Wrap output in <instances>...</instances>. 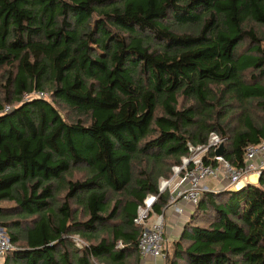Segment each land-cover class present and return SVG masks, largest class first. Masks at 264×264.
I'll use <instances>...</instances> for the list:
<instances>
[{"label":"trees","instance_id":"obj_1","mask_svg":"<svg viewBox=\"0 0 264 264\" xmlns=\"http://www.w3.org/2000/svg\"><path fill=\"white\" fill-rule=\"evenodd\" d=\"M253 24L264 28V0H0L5 264H140L138 208L189 144L218 133L241 167L264 141ZM34 91L50 98L23 100ZM76 169L87 177L72 181ZM165 260L264 264V169L256 185L204 193Z\"/></svg>","mask_w":264,"mask_h":264},{"label":"built area","instance_id":"obj_2","mask_svg":"<svg viewBox=\"0 0 264 264\" xmlns=\"http://www.w3.org/2000/svg\"><path fill=\"white\" fill-rule=\"evenodd\" d=\"M33 98L47 99L46 92L34 91L24 96V101ZM12 107H7L5 112H10ZM225 139L218 133H211L205 145H188V155L182 158L180 165L173 168V175L169 179H162L157 195H149L138 208L135 223L143 227L139 239V253L142 260H165L168 241L166 238V224L163 216L154 214V206L161 195L170 194L168 207L174 208L181 214L183 211L177 207L178 201H183L197 207L202 195L214 192L209 187V182L220 183L227 181L225 189L235 188L241 182H247L251 175H258L264 169V141L250 145L245 152L244 162L241 167H235L224 156H217L216 151L224 146ZM213 152V154H212ZM74 243L78 248L77 241ZM86 246V245H85ZM121 246V244H120ZM84 248V247H83ZM14 249L4 229L0 228V261Z\"/></svg>","mask_w":264,"mask_h":264},{"label":"crops","instance_id":"obj_3","mask_svg":"<svg viewBox=\"0 0 264 264\" xmlns=\"http://www.w3.org/2000/svg\"><path fill=\"white\" fill-rule=\"evenodd\" d=\"M254 176H257L256 181H253L252 179ZM258 180H259V174L251 175V177H249L247 182H241L237 187L230 188V189H241L249 184L256 185L258 184ZM227 184L228 183L226 180H222L220 183L211 181L209 182L208 185L214 191L212 193H215V192H220L224 190H230V189H225L227 187ZM159 203L160 201L156 203L154 210L159 205ZM177 207L182 209L183 212L181 214L177 213L174 208H171V207L169 208L168 204L164 208H162L160 213H157L156 211H154V214L156 216H159V217L163 216L165 224H166V238L168 241L167 251L169 250V247L174 242L178 241L181 238L184 226L190 220L196 208L190 204L184 203L183 201H178ZM140 264H166V260H160V259L157 261L153 259L142 260L140 257Z\"/></svg>","mask_w":264,"mask_h":264},{"label":"rangeland","instance_id":"obj_4","mask_svg":"<svg viewBox=\"0 0 264 264\" xmlns=\"http://www.w3.org/2000/svg\"><path fill=\"white\" fill-rule=\"evenodd\" d=\"M253 26L255 27V29L257 30V32H259V33L264 32V28L263 27H259V26L255 25V24H253ZM253 73L254 72H251V71L248 72L246 74V79L248 80ZM46 94H47V98L49 99L50 98L49 93L46 92ZM179 103H180V105L187 106V104H185L184 101L182 102V99L179 100ZM253 103L255 104V102H253ZM251 108H252V106H251ZM60 111L63 114L66 115V119L69 118V121L74 122V121L77 120V116L74 113H68V110H67L66 107H60ZM253 111L255 113V116H258L259 115V112H258L257 109H253ZM86 177H87V174L85 173V170L84 169H76L75 171H73V174L70 177V179L72 181H78V180H84ZM60 201H61V199L58 198L56 205H59L61 203ZM1 205L3 207H7V206H11L12 203H2ZM72 239H73V241L74 240L77 241L79 247H82L83 248V247H85V245H88V243L85 240H83L82 238H80L78 235L73 236ZM82 248H79V249H82ZM5 259H6V257H4V259H2L0 261V264H5ZM95 263L98 264L96 260H95Z\"/></svg>","mask_w":264,"mask_h":264},{"label":"water","instance_id":"obj_5","mask_svg":"<svg viewBox=\"0 0 264 264\" xmlns=\"http://www.w3.org/2000/svg\"><path fill=\"white\" fill-rule=\"evenodd\" d=\"M217 156H224V146H220V148L216 151ZM260 177V174H259ZM259 181V180H258Z\"/></svg>","mask_w":264,"mask_h":264},{"label":"bare ground","instance_id":"obj_6","mask_svg":"<svg viewBox=\"0 0 264 264\" xmlns=\"http://www.w3.org/2000/svg\"><path fill=\"white\" fill-rule=\"evenodd\" d=\"M252 179H253V181H256V179H257V176H254Z\"/></svg>","mask_w":264,"mask_h":264}]
</instances>
